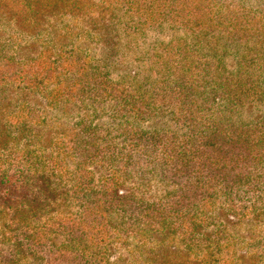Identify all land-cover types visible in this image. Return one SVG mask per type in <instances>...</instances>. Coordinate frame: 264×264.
I'll return each instance as SVG.
<instances>
[{
  "label": "rangeland",
  "instance_id": "374dc122",
  "mask_svg": "<svg viewBox=\"0 0 264 264\" xmlns=\"http://www.w3.org/2000/svg\"><path fill=\"white\" fill-rule=\"evenodd\" d=\"M49 4H0V167L49 179L27 224L54 264H264V193H235L264 154V0ZM21 220L0 209V264H47Z\"/></svg>",
  "mask_w": 264,
  "mask_h": 264
},
{
  "label": "trees",
  "instance_id": "16d2710c",
  "mask_svg": "<svg viewBox=\"0 0 264 264\" xmlns=\"http://www.w3.org/2000/svg\"><path fill=\"white\" fill-rule=\"evenodd\" d=\"M62 2H68L70 4L71 0H0L1 9H11L14 15H21L24 23L38 22L36 16L42 11L44 6L48 3H50L48 7L53 5L57 6ZM36 8L38 10H36ZM12 18L14 17L12 16ZM2 19L3 15L0 11V21ZM207 22L208 21L202 20L200 23L203 24ZM227 28L229 29V24H227ZM239 100L240 99L238 98L236 101ZM17 119L18 117L15 113H12L11 116L4 115V122L0 121V133L6 134L10 128L19 126L22 123V120L21 122H18ZM253 153L262 154L258 151ZM260 154H256L255 158H253V161L256 164L253 166V170L255 167L260 170L257 171L258 175L255 178H252L253 171L248 173L249 176H244V172L242 173L241 170H239L241 172L235 174V177L237 178V182H235L236 196L238 195L237 192H241L243 195L253 192V194H255L254 196L259 199L262 193H264V154H262L263 156ZM0 169L3 171L0 173V209H8L12 216H17L19 214L22 215V220L16 222V227L14 229L15 243L13 244V247H18V245L21 248L27 247L28 251L34 256H38L42 259L46 258L47 264H54L62 256L67 255V252L56 253L53 257L55 249L52 242L48 239L42 241V238L39 236L33 237L32 227L30 224H27L30 214L41 209L48 198L51 200L52 192L50 190L51 186L49 184V179L46 181L45 176H41L35 181H32L30 178L28 179L24 174L27 171L23 164H21L18 171L15 169L12 172L11 167L7 169L0 167ZM236 170H238V168ZM201 181V179H198L196 182L198 184L195 187L196 189L200 188ZM248 183L253 185L250 186ZM44 207H47V205H44ZM11 256H14V254ZM81 257L85 258L84 255L81 256L80 254L71 253V255L67 257V262L70 264L81 263ZM87 259V261L92 264H101L96 259L89 260L91 259L89 257H87Z\"/></svg>",
  "mask_w": 264,
  "mask_h": 264
}]
</instances>
